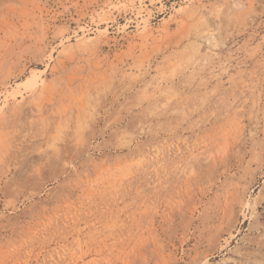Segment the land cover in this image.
Masks as SVG:
<instances>
[{
	"label": "rangeland",
	"instance_id": "374dc122",
	"mask_svg": "<svg viewBox=\"0 0 264 264\" xmlns=\"http://www.w3.org/2000/svg\"><path fill=\"white\" fill-rule=\"evenodd\" d=\"M0 264H264V0H0Z\"/></svg>",
	"mask_w": 264,
	"mask_h": 264
}]
</instances>
